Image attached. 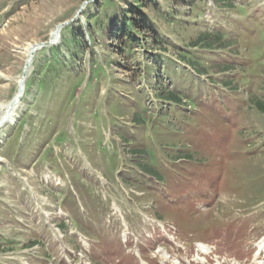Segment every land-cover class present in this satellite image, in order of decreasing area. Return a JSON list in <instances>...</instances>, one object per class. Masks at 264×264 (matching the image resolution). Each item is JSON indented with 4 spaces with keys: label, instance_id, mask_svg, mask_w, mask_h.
<instances>
[{
    "label": "rangeland",
    "instance_id": "rangeland-1",
    "mask_svg": "<svg viewBox=\"0 0 264 264\" xmlns=\"http://www.w3.org/2000/svg\"><path fill=\"white\" fill-rule=\"evenodd\" d=\"M96 1L0 0V70L7 75L0 74V101L9 107L18 76L25 75L26 82L13 108L0 106V264H116L136 255V242L145 241L143 232L158 215L170 224L177 220V225L210 230L207 240L225 252L234 247L233 237L261 234L264 113L254 101L264 99V0H156L143 8L154 23L136 28L141 42L134 46L125 37L112 38L109 27L101 35L95 28L102 45L94 43L86 15ZM242 22L248 26L239 28ZM70 25L88 40L76 60L63 43ZM196 38L199 45L192 44ZM29 43L35 48L28 56ZM54 45H59L58 59L51 52ZM92 47L107 74L94 71ZM183 49L193 62L189 56L181 59ZM48 59L92 75L81 101L88 78L64 112L61 87L72 75L55 77L45 67ZM187 63L203 75L187 70ZM43 68L47 79L40 84ZM171 89L179 101L156 98ZM228 97L222 104L235 110L233 118L218 119L230 112L213 113L209 107ZM165 117L176 130H155ZM231 122L235 128L227 131ZM21 124L28 131L18 136ZM154 144L165 180L144 170L143 158ZM193 159L216 160L215 181L224 179L205 195L211 207L183 218L160 194L195 189L188 180ZM216 217L217 225L210 223ZM198 239L193 236L188 245Z\"/></svg>",
    "mask_w": 264,
    "mask_h": 264
},
{
    "label": "trees",
    "instance_id": "trees-1",
    "mask_svg": "<svg viewBox=\"0 0 264 264\" xmlns=\"http://www.w3.org/2000/svg\"><path fill=\"white\" fill-rule=\"evenodd\" d=\"M120 1L122 3L125 2L126 4L128 3V5H125L122 7V6H120ZM173 1L174 0H168L167 2L172 3ZM196 1L197 0H193L192 2H196ZM219 1H224V0H219ZM155 3H156V0H134V1L98 0L95 3H90L89 6H91L92 8L91 7L89 8V10L87 11V15H86L88 25H89L88 27H89L90 37L92 38V40L94 41L95 44H97V45L101 44L102 45V41L99 42V39H98L99 36L98 35L96 36V34H97L96 29L100 30L99 35H101L104 33L105 29L107 27H109L111 29L110 33H112V38L118 37V38L124 39V37H125L128 39L129 45L134 46V44H136L137 42H141L140 37L138 36V32L136 31V28H138V27H150L148 21L154 23L152 21V18H150L149 14L147 12H145L143 10V8L146 6L154 5ZM163 3L164 2L159 3L160 7L163 6ZM192 4H194V3H192ZM160 10H161V12L163 11V13L166 14L164 12V10L162 9V7L160 8ZM69 27L71 29V31H70L71 35L63 38V43H69L68 49L72 52L73 60H76V59H74L75 56L77 54H81L85 50V48L88 47V40L84 36L80 37L78 31L72 25H70ZM152 38L154 40H156V37H152ZM160 40H162V39H160ZM192 44L193 45H199L200 44L199 39L196 38L192 42ZM74 45H79L78 46L79 48L75 52H74ZM58 48H59V45H54L51 47V52H52L55 59H58V54H57ZM92 48H93L92 58L94 60L93 64H94V66H95V64H96V66H98V69H95V67H94V71H97V72L103 73V74H107L105 66L102 63L96 61V59H94L96 54H98V52H97V50H95L94 47H92ZM120 48L123 52H126V49L128 48V44H125V46H121ZM180 52H182L181 53V59L186 61L187 57L189 56V55H187L186 50L183 49ZM189 61L193 62L191 57H190ZM61 62H63V64H53L52 65L48 59L45 62V67L52 70L51 72L53 73V75L55 77H60L62 73H66L67 75H72L71 79H70V83L67 86L62 85V87H61V88H64L63 91L61 92V94L64 96V98H63V101L61 104L60 112L61 111L64 112V110L66 109L70 100H72L73 98H76L75 89L81 83H83L85 78H88V82L86 83V86L80 95L79 101H81L83 96L86 94L87 89L89 88V85H90L89 83H90V79H91L92 75L87 77V75L83 73L82 69L70 68V65H71L70 63H64V61H61ZM108 62H109V59H106L107 64H108ZM72 64H74V63H72ZM38 67H41V65H38ZM200 71H202V70H200ZM46 79H47L46 71L43 68V70L41 71L40 77H39V83L40 84L45 83ZM155 80H156V84H160L159 83L161 80L160 77L159 78L157 77ZM52 87H53L52 84L43 86L44 90L45 89L46 90L51 89ZM159 94H161L159 96L165 97L169 100L177 101L180 99L177 92H175L174 90H168L165 93H164V91H159ZM254 104L260 111H262L264 113V100L263 99H256L254 101ZM117 106L118 107H116V108H119V105H117ZM25 116H27V114H25ZM18 131H19L18 136H20L21 134H23L25 131H28V130H26L24 124H21L18 126ZM145 168L150 170V171H154V169L151 168L150 166H146Z\"/></svg>",
    "mask_w": 264,
    "mask_h": 264
},
{
    "label": "bare ground",
    "instance_id": "bare-ground-1",
    "mask_svg": "<svg viewBox=\"0 0 264 264\" xmlns=\"http://www.w3.org/2000/svg\"><path fill=\"white\" fill-rule=\"evenodd\" d=\"M60 27H62V26H60ZM59 27V28H60ZM61 29V28H60ZM56 31V30H55ZM60 33V31L57 33V32H55V33H53V34H55V36L56 35H58ZM53 34H52V36H53ZM33 43H29L28 45H27V47H26V53H27V55L29 56L30 55V52H32L31 51V48H32V50H33V47L35 46V44L33 45ZM32 59V58H31ZM31 59H29V62H30V60ZM0 74L1 75H5V76H7L3 71H1L0 70ZM25 79L23 78V74L22 75H19L18 76V84H19V86H18V89H17V91H16V93H15V96H14V98L11 100V102H10V104H9V107H8V103L9 102H1L0 101V106H1V108H4V109H6L7 107V109H11V108H13V106L18 102V101H16V98L18 97V96H20V94L21 93H24V91H25Z\"/></svg>",
    "mask_w": 264,
    "mask_h": 264
},
{
    "label": "water",
    "instance_id": "water-1",
    "mask_svg": "<svg viewBox=\"0 0 264 264\" xmlns=\"http://www.w3.org/2000/svg\"><path fill=\"white\" fill-rule=\"evenodd\" d=\"M59 27H60V26H59ZM59 31H60V28H57L56 31H54V33H55V32L58 33ZM57 36H58V35L55 36V34H53L52 39H54V38L57 37ZM34 48H35V46L33 47V49H34ZM24 76H25V75H23V78L25 79ZM22 95H23V93H21L20 96H18V97L16 98V101H18V100L21 98Z\"/></svg>",
    "mask_w": 264,
    "mask_h": 264
}]
</instances>
